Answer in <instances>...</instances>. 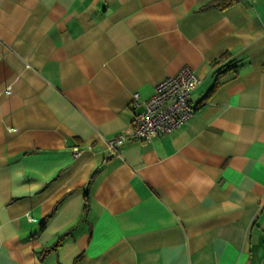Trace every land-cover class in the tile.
Instances as JSON below:
<instances>
[{
  "label": "crops",
  "instance_id": "obj_1",
  "mask_svg": "<svg viewBox=\"0 0 264 264\" xmlns=\"http://www.w3.org/2000/svg\"><path fill=\"white\" fill-rule=\"evenodd\" d=\"M211 1L0 0V264H264V0ZM184 65L193 114L110 155Z\"/></svg>",
  "mask_w": 264,
  "mask_h": 264
},
{
  "label": "built area",
  "instance_id": "obj_2",
  "mask_svg": "<svg viewBox=\"0 0 264 264\" xmlns=\"http://www.w3.org/2000/svg\"><path fill=\"white\" fill-rule=\"evenodd\" d=\"M201 79L189 66L184 65L173 74L160 80L153 93L142 100L138 91L133 92L128 106L132 117L128 132H119L106 139L110 155L118 153V145L129 138L135 141H149L181 126L194 112L192 90ZM78 147H73L74 154Z\"/></svg>",
  "mask_w": 264,
  "mask_h": 264
},
{
  "label": "trees",
  "instance_id": "obj_3",
  "mask_svg": "<svg viewBox=\"0 0 264 264\" xmlns=\"http://www.w3.org/2000/svg\"><path fill=\"white\" fill-rule=\"evenodd\" d=\"M210 5H215V6H220V0H212ZM234 67V65H220L219 61H216L214 63V69H215V73L217 76H219L222 72L229 70L230 68ZM217 80V79H216ZM217 86V81H215L213 83V85L209 88L207 94L205 95V97H207V95H209V93H211V91Z\"/></svg>",
  "mask_w": 264,
  "mask_h": 264
}]
</instances>
